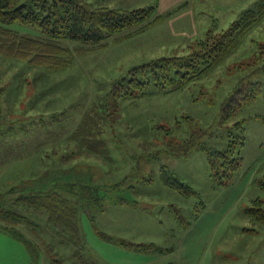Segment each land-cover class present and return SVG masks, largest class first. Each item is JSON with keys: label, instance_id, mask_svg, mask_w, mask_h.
Masks as SVG:
<instances>
[{"label": "rangeland", "instance_id": "374dc122", "mask_svg": "<svg viewBox=\"0 0 264 264\" xmlns=\"http://www.w3.org/2000/svg\"><path fill=\"white\" fill-rule=\"evenodd\" d=\"M87 1L123 10L152 7L154 13L110 36L103 47L85 46L60 69L0 53V194L14 187L45 192L44 185L65 183L71 175L102 186L107 194L104 209H94L96 226L87 211L80 216L99 264H264V220L245 212L257 203L264 208V92L232 119L219 122L220 105L236 86L264 82V14L240 45L199 79L175 90L148 85V94L134 99L112 95L114 84L130 77L133 67L198 50L201 42L228 30L245 10L264 0ZM11 26L41 35L19 21ZM103 102H109L112 114L104 133L107 153L79 149L68 140L71 133ZM55 114L58 120L51 116ZM244 118L242 162L226 182L212 176L205 150L191 146L181 154L190 137L197 145L225 149L229 137L223 125ZM165 170L199 192L204 205L168 186ZM173 206L188 225L180 226ZM42 213L2 221L36 242L37 262L22 241L0 229V264H61L63 258L62 264H71V251L51 244L56 230L42 220ZM119 240L158 248L133 249Z\"/></svg>", "mask_w": 264, "mask_h": 264}, {"label": "trees", "instance_id": "16d2710c", "mask_svg": "<svg viewBox=\"0 0 264 264\" xmlns=\"http://www.w3.org/2000/svg\"><path fill=\"white\" fill-rule=\"evenodd\" d=\"M153 13L152 7L123 10L108 6H92L87 0H32L30 4L23 3L22 0H0V53L27 60L29 65L60 69L68 66L71 55L79 53L85 46L103 47L110 36L150 19ZM263 14L264 4L249 8L228 30L201 42L198 50L180 57L158 58L151 63L133 67L130 77H124L114 84L113 98L127 100L143 96L148 94L147 87L152 84L168 90L180 89L189 82L199 79L216 68L240 45L243 37ZM17 21L36 27L41 35L32 36L19 32L11 26ZM63 41L73 43L74 46L65 45ZM263 92L264 82L261 81L253 82L247 87L236 86L220 105L219 122L223 124L232 119L243 105L255 100ZM108 105L109 102L95 104L82 117L68 140L78 143L79 149L81 147L85 151L97 154L107 153L108 145L104 133L112 115L108 111ZM51 116L59 119L57 114ZM245 121V118L235 121L231 127L223 125L227 128L229 137L225 149L204 143L197 145L195 142L198 140L190 137L185 141L187 147L181 154L186 153L191 146L205 150L212 176L214 178L217 176V180L222 183L226 182L242 162L241 148L246 138ZM58 137L59 134L55 139ZM13 157L16 158L15 155ZM163 180L182 196L197 198L198 205H204L199 199V192L169 171L164 172ZM65 181L63 185L54 184L51 188L44 185L45 192L42 190L26 192L14 187L17 189L0 194V229L22 241L32 257V262L36 263L41 255L36 242L19 232L15 226L2 221H24L30 214L35 217L40 211L44 212L42 220L44 222L47 220L50 225L48 227L56 230L54 236L50 235L51 244H58L64 247L63 249L71 251V264H99L98 258L87 244L80 216L87 211L96 226L94 209H104L107 193L102 186L90 180L84 181L82 177L75 178L71 175ZM261 186L264 187V181L261 182ZM15 191L18 193H14ZM125 201L127 202L126 199L120 200ZM11 203L12 206H9ZM173 208L180 226L188 225L189 221L184 220L179 208L174 206ZM195 210L198 211L196 207ZM245 212L258 220H264V208L258 203L247 207ZM28 221L31 224L36 222L30 219ZM100 234L112 239L105 233ZM119 242L133 249L158 248L155 243H131L124 240ZM64 261L65 258L60 259L61 264Z\"/></svg>", "mask_w": 264, "mask_h": 264}, {"label": "crops", "instance_id": "0c3cea01", "mask_svg": "<svg viewBox=\"0 0 264 264\" xmlns=\"http://www.w3.org/2000/svg\"><path fill=\"white\" fill-rule=\"evenodd\" d=\"M23 261H24V259H23Z\"/></svg>", "mask_w": 264, "mask_h": 264}]
</instances>
